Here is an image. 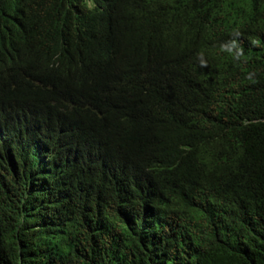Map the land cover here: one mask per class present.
Listing matches in <instances>:
<instances>
[{
    "label": "trees",
    "instance_id": "16d2710c",
    "mask_svg": "<svg viewBox=\"0 0 264 264\" xmlns=\"http://www.w3.org/2000/svg\"><path fill=\"white\" fill-rule=\"evenodd\" d=\"M56 1L40 37L0 15V264H77L93 244L126 246L108 211L123 178L133 209L148 200L188 236L212 232L217 264H264L251 215L255 199L264 212V15L239 0ZM42 158L51 202L103 235L42 222ZM202 262L188 251L158 264Z\"/></svg>",
    "mask_w": 264,
    "mask_h": 264
},
{
    "label": "clouds",
    "instance_id": "9594fccd",
    "mask_svg": "<svg viewBox=\"0 0 264 264\" xmlns=\"http://www.w3.org/2000/svg\"><path fill=\"white\" fill-rule=\"evenodd\" d=\"M46 2L47 0H3L2 3L0 0V9L2 8L0 15L4 10L13 14L28 30L30 39L40 37L43 24L50 17ZM239 2L240 10L245 14L264 15V0H239ZM59 3L60 1L57 0L55 8ZM88 6H93L90 0H88ZM254 22L245 25L241 30L249 28ZM43 160L44 163L39 169L41 176L32 182V188L36 192L34 206L36 210L42 212V222L54 219L62 230L74 225L80 235H103L101 224L97 225L87 220L80 210L69 211L70 217L65 218L66 204L51 202L53 182L49 180L48 174L52 169L48 164L49 161L42 158ZM114 191L117 193L114 194ZM128 191L129 182L126 178L116 180L108 203V211L117 227L129 238L126 246L123 247L122 243L117 246L112 243H104L103 246L101 243L93 244L79 256L77 264H139L138 261H141V264H158L165 260L166 256L179 257L188 251L199 254L203 258L201 264H217L214 249H219V243L212 232L208 236L200 233L196 237L188 236L186 226L177 218L164 214L161 206L147 200L133 209L128 201ZM262 194L263 196L260 197H264V193ZM251 215L256 226L264 224V212L256 204V199ZM47 227L52 229L51 225ZM51 234L57 238L55 232ZM144 243L149 245L144 248ZM136 247L144 249L141 252L132 251ZM48 259L51 260V257Z\"/></svg>",
    "mask_w": 264,
    "mask_h": 264
}]
</instances>
